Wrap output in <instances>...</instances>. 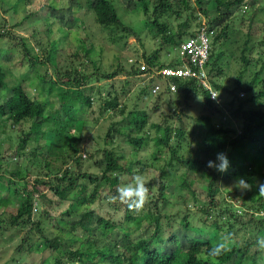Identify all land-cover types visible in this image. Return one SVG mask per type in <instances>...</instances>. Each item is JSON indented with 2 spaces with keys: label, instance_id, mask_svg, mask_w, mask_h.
<instances>
[{
  "label": "trees",
  "instance_id": "1",
  "mask_svg": "<svg viewBox=\"0 0 264 264\" xmlns=\"http://www.w3.org/2000/svg\"><path fill=\"white\" fill-rule=\"evenodd\" d=\"M23 1H26V5L29 7L28 2L31 0ZM149 1L152 6L150 23L161 33V42L155 45L156 48L148 50L147 53L142 50L137 59H132L127 69L121 65L111 72H102L96 65L94 66L91 63L90 72L77 77L68 78V75L63 73L52 80L47 79L46 74L43 75L40 78L44 84L43 89L52 93L58 102V107L51 109L48 113L44 112L43 103L30 97L18 81H13L10 85L6 84L4 70L0 63V126L6 127L9 125L10 129L17 126V129H15L16 134L13 136L16 145L13 148L12 156L14 154L17 157H27L30 160V165H33V168L37 167L33 174L30 171L31 166L22 165L20 161L17 164L14 162L8 170L3 169L1 164L2 155H0V174H7L0 176V189L6 190L7 197L10 199L8 204H11L8 215L5 219L1 218L0 222L3 225L8 224L10 228L22 231V236L16 247L18 251L30 250L33 245L35 251L41 249V247L48 248L51 253H54L51 264H211L206 256L207 250L225 233L234 234V244L232 251L222 257L218 264H258L257 256L261 251L256 246V235L250 231L261 232L264 230V212L261 215L255 214L257 211L264 210V196L259 195L258 187L254 188L252 186L251 190L244 191L236 187L226 188L227 184L223 180L224 178L226 180L231 179L232 182L243 177L249 183H252V177L255 174L264 176V172H259V169L255 168L256 160L246 162L248 154L252 153L264 163V50L262 51L259 68L247 79L241 78L242 71L238 72L231 89L215 80L219 77L221 70L215 68L214 65L223 53L222 51L214 53L216 42L219 38L225 39V31L229 26V22L241 4L245 3V0H215V15L210 18L207 15L203 21L207 29L214 30L210 41V53L204 69L210 87L216 92V95H222L221 93H223L231 97L230 100L222 102L223 104L220 95L219 97L216 96L217 100L212 99L208 90L193 78L164 79L161 75L152 74L162 67H174L181 62L177 57L169 61H161L160 50L164 47L175 48L179 41L187 35H191L201 22L197 12H195L196 7L190 0ZM84 2L86 8L91 11L94 22L100 27L106 28L108 31L118 29L128 34H135L133 30L123 26L111 0H84ZM133 2L139 4L143 14L148 12V4L145 0H134ZM45 3L48 4L45 0L40 9L49 8V5L47 6ZM197 7L201 13H205L200 4ZM29 13L31 12L25 15L29 17ZM47 16L48 14H44L41 18L44 17L43 19L46 20ZM170 16L178 19L174 33L170 31L169 21L164 20V18L168 19ZM71 24L76 28L82 27L81 21ZM15 25L19 26V24ZM194 27L196 28L193 30ZM22 39L20 37L19 42ZM48 43L47 60L53 64L55 41H49ZM244 44L248 45V41ZM20 45H23V48L25 47L24 43ZM81 46L83 54H88L86 47L82 44ZM25 51L28 53L26 49ZM247 62L245 59L244 67ZM32 63L33 60H30L29 64ZM140 63L145 65V69L142 71L139 70ZM119 73L124 74L125 77L127 76L130 81L136 80V78L143 80L147 78L145 83L142 81L143 85L138 90L142 97L150 96L152 85L161 81L158 93L156 92L157 94L155 93L156 95L153 96L156 100L161 98L163 93H166L168 99L179 98L180 94L185 97L199 96L203 98L200 100V104L204 109L194 118L190 130L186 131L181 126L171 128L169 125L163 126L158 123L150 122L147 124L148 114L146 111L133 109L126 113L123 118L125 122L121 127L112 128L109 126L103 135V140L111 141L115 133H121L134 151L141 149L151 130L153 134L150 139L157 148L169 147L168 141L171 136L177 140L173 147H169V156L165 164L160 167L156 194L150 193L149 202L143 210L138 212L130 211L126 204L118 200L117 190L109 184L111 176L107 172L118 173L112 176V180L115 181L116 178L118 179L119 172L134 173L135 175L139 171H143L146 164L144 165L140 160H136L135 163L139 165L137 170L136 168L133 169L134 165L131 161L122 166L117 162L119 156L111 148L102 146L100 151L104 167L101 174L98 176L96 173L88 172L82 169L84 160L80 155L81 134L79 132L76 135L77 137H73L74 139L67 141L64 145L62 144L63 150L60 155L62 160L59 164L50 163L46 158L58 145L54 141L46 143L45 138L47 131L52 133L53 128L49 126L44 129L39 128L44 121L47 122L46 120L55 117V114L59 112H62L71 122L77 120L79 115L77 113L81 112L85 106L90 105L89 92L92 90V86L86 87V85L92 80L111 78ZM59 82L64 86L56 91L54 87ZM169 82L174 84V91L168 89ZM126 84L128 85V81ZM236 89L241 91L243 95H237ZM96 91L98 92V90ZM115 97L104 100V111L116 107ZM169 100L172 101V99ZM234 101L236 102L233 105ZM223 105L228 113L226 115L239 123V131L228 121L225 123L219 121L217 125L213 123V113H221L222 111L225 114ZM116 110L121 111L122 109ZM222 119L224 120L225 116ZM128 123L131 124L132 130L128 128ZM26 124L27 127L24 128L23 126ZM131 131L139 133L140 136H133ZM184 131L187 137H195L196 139L192 142H185L187 146L189 144L194 145V148L188 149L190 153L186 157L178 154L177 151L182 147L181 143L185 138ZM33 133L36 135V144L31 150L23 151V146L28 143ZM53 140L59 142L61 137ZM223 150L227 151L230 160L228 171L220 173L213 168H208L207 162L213 160L215 152ZM234 150L238 152L235 153ZM98 152L99 149L92 151L86 161L97 155ZM176 165H181L184 169L178 186L191 193V201L198 204L197 210L203 216V219L200 218L197 223H193L190 219V213L186 208V200L183 202L186 211L179 218H175L174 215L168 217L160 211L161 203L168 188L165 182V176L167 175L165 168L175 169ZM189 174L206 179L205 197L203 199L196 197L195 191L191 187V179L188 178ZM100 180H103L104 185H108L110 188H107V194L104 196V198L106 196L111 198L108 205L115 210L122 208L123 217L120 221L115 222L109 218L94 215L92 209H82L75 218H68L67 230L70 234H73L78 229L84 236L77 248L65 251L64 248H61L62 238L59 235L48 238L44 234L41 216L43 213L46 215V213L43 212L40 215L37 200L47 204L54 201L62 203L70 200L68 196L75 191L84 195L87 188L93 185L89 188L86 200L87 203H92L98 193L96 183ZM148 187L151 192L152 185L149 181ZM45 189H48L54 195L55 200L45 195ZM233 201L238 203L237 208L241 210L240 213L236 212ZM1 203L0 198V206ZM215 210L217 212L213 216L212 213ZM69 214L70 210L67 208L60 216ZM135 223L137 224L135 227L141 225L140 229L142 231L148 230V235L140 239H130L129 234L135 231L131 224L135 225ZM203 223H206L205 227L210 225L215 229L214 232L210 233L211 235L205 229H203L205 233L202 231H198L196 234L193 233L199 224ZM174 224L180 227L181 233L176 232L173 228ZM57 228L63 230L61 226ZM118 228H123L126 233H123L121 239L116 242L112 237ZM2 229L4 228L0 226V230ZM96 230L100 231L98 237H94ZM34 235H37L36 238L40 240L39 243L34 244Z\"/></svg>",
  "mask_w": 264,
  "mask_h": 264
},
{
  "label": "rangeland",
  "instance_id": "2",
  "mask_svg": "<svg viewBox=\"0 0 264 264\" xmlns=\"http://www.w3.org/2000/svg\"><path fill=\"white\" fill-rule=\"evenodd\" d=\"M44 1L31 0L28 2V7L26 1L23 0H0V35H2L0 38V63L4 70L6 84L10 85L13 81H18L30 97L43 103L45 113H48L53 108H57L58 102L52 93L43 89L44 84L40 79L43 75L46 74L47 79L52 80H55L57 76H61L63 73L67 74L68 78L77 77L78 75L90 72L92 68L91 63L94 66L96 65L102 72H111L121 65L127 69L131 64L130 59H137L142 50H145L147 53L148 50L156 48L155 45L161 42L160 31L150 23L152 19V6L149 0H145L148 4V12L146 14H143L139 4L134 3V0H111L123 26L130 28L135 34H128L118 29L108 31L106 28L100 27L94 22L91 11L86 8L84 0H46L48 4H45L49 5V8L45 10L40 9ZM190 1L196 7L195 12H197L200 22H203L207 15L209 18L215 15V0ZM199 4L205 13L199 11L197 7ZM34 11L37 12L34 13ZM28 12H31L29 13V17L25 15ZM44 14H48L46 20L43 19L44 17L41 18ZM164 20L169 21L170 31L174 33L176 29L175 24L178 22V19L170 16L168 19L164 18ZM78 21H81L82 27L76 28L71 24H75ZM15 24H19V26ZM228 25L225 31V39L219 38L216 42L214 53L216 54L218 51H222L223 53L214 65L215 68L221 70L219 77L215 80L231 89L238 72L242 71L241 78L247 79L260 66L262 51L264 50V0H245V3H242L234 13V17ZM20 37L23 39L19 42L18 39ZM49 41H55L53 64L47 60ZM246 41H248V45L244 44ZM21 43H24V48L22 47L23 45H20ZM81 44L86 47L88 54H83ZM159 56L161 61H169L177 56V52L175 48L164 47L161 48ZM245 59L248 62L244 67L243 63ZM30 60H33L32 64H29ZM146 79L136 78V80L130 81L127 76L125 77L124 74L119 73L111 78L90 81L86 85V87L92 86V90L89 92L90 105L85 106L81 112L77 113L79 114L77 120L71 122L68 117L59 112L55 114V117L46 120L47 122L44 121L40 125V129L47 128V126L53 128L52 133L51 131H47L45 142L54 141L58 145L55 146L46 160L50 163L59 164L62 160L60 156L63 150L62 144L64 145L67 141L74 139L73 137H77L76 135L79 132L81 134L80 155L82 160H84L82 162V169L96 173L99 176L104 167L100 149L102 146H107L119 156L117 157V162L122 166L131 161L134 165L133 169L135 170L136 168L137 170L139 165L135 163L136 160H140L144 165L146 164L144 170L139 171L135 175L134 173L119 172L118 179L116 178L115 181L112 180V176L118 173L108 171L107 174L111 176L109 184L113 186L112 188L117 190L122 184L131 183L134 176L142 175L152 185L150 193L156 194L155 190L160 167L162 164H165L169 156V147H173L177 140L171 136L168 141L169 147L157 148L150 139L153 134L151 130L148 139L145 140L141 149L134 151L121 133H115L111 141L103 140V135L109 126L112 128L121 127L125 122L123 118L126 113L133 109H143L146 111L148 114L147 124L152 122L163 126L169 125L171 128L181 126L187 131L191 129L194 118L202 112L204 107H201V99L198 96L185 97L183 94H180L179 98H169L172 99L170 101L166 93H163L162 97L156 100L153 96L158 92L156 94L150 92V96L142 97L138 93V90L143 85L142 81L145 83ZM126 80L129 86L126 84ZM154 84L160 86L161 81ZM63 86L59 82L54 87V90L59 91ZM236 90L238 95L240 91ZM221 94H219L221 103L230 100L231 97L228 94ZM114 96H116L117 101L116 107L108 108L104 111V100H110ZM215 100H217V97H215ZM120 108L122 109L121 111L116 110ZM223 109H225V114L222 111L221 113H213V123L217 125L219 121H222L221 123L228 121L239 131V123L229 115H226L228 113L225 107ZM223 116H225L226 120L222 119ZM16 127L10 129L9 125L6 127L0 126V155H2L1 164L3 169L8 170L13 166L14 162L17 164L20 161L22 165L31 166L30 160L27 157H17L14 154L12 156L13 148L16 145L13 139V136L16 134ZM23 127L26 128L27 124ZM128 128L132 130L130 123H128ZM131 134L133 136H140L135 131H131ZM35 137L34 133L31 134L30 140L23 146V151L31 150L34 147L36 144ZM57 137H61L59 142L53 140ZM184 137L181 143L182 147L177 151L178 154L186 157L190 153L188 149L194 148V145L189 144L187 146L185 142H192L196 139L195 137H187L186 132ZM96 149H99L97 155L86 161L88 155ZM219 152L227 154L225 150L217 151L213 160H215L216 154ZM234 152L237 153L238 151L234 150ZM253 160L257 162L255 168L263 173V161L256 158L252 153L248 154L246 162H252ZM35 168H33V165L30 167V171L33 174L37 170ZM165 170L167 172L165 182L168 188L161 203V213L166 214L168 217L174 215L175 218H179L186 211L183 204L186 200V208L190 213L191 221L197 223L200 218L203 219L200 211L197 210L198 204L191 201V193L178 186L181 173L184 170L183 167L176 165L175 169L170 170V168L166 167ZM4 174L7 175L6 173ZM4 174L1 173L0 176ZM188 178L191 179V187L194 189L196 197L203 199L205 197L206 179L194 174H189ZM223 181L227 184L226 188L234 187V181L231 184V179L226 180L224 178ZM257 182L264 183V176L255 174L252 177L251 183L254 188L258 187ZM96 184L98 193L92 203H87L86 200L89 188L93 185L87 188L84 195L75 191L68 196L70 200L62 203L54 201L47 204L37 200L40 215L43 212L46 213V215L43 213L41 216L44 234L48 238H51L53 235H59L62 238L61 248H64L65 251L77 248L84 236L78 229L73 234H70L67 230L68 218H75L82 209H92L94 215L109 218L115 222L120 221L123 217L122 208L118 210L111 208L108 205L111 198H108V196L104 198L107 194V188H109L108 185L105 186L103 180H100ZM45 195L55 200L54 195L48 189H45ZM225 197L227 196L225 195ZM0 198L2 200L0 219H5L8 215V209L11 207V204H8L10 199L7 197L5 189H0ZM233 202L236 212L240 213L241 210L237 208L238 203L236 201ZM5 206L6 208L4 209ZM67 208H69L70 214L60 216ZM216 212L215 210L212 215L215 216ZM263 212L264 210L262 209L255 214L261 215ZM206 223L199 224L193 233L196 234L198 231L204 232L203 229L205 231L208 230V234L214 232L215 229L210 225H206L205 227ZM0 224L4 228L0 230V263L51 264L54 253H51L50 249L40 246L41 249L35 251L33 245L30 250L24 249L23 251H18L16 247L22 236V231L8 227V224L3 225L1 222ZM131 225L135 231L129 234L130 239H140L148 235V230L142 231L140 229L141 225L138 227H135L136 223L135 225ZM58 226H61L63 230H59ZM173 228L177 233H181L178 225L174 224ZM250 232L254 233L256 238L264 236V230L261 232L251 230ZM123 233H126V231L123 228H118L117 232H114V235L112 234L113 240L118 242ZM99 235L100 231L96 230L94 237H98ZM36 236H33L34 244L40 241ZM165 244L167 245V243ZM257 259L258 264H264V252L261 251Z\"/></svg>",
  "mask_w": 264,
  "mask_h": 264
},
{
  "label": "clouds",
  "instance_id": "3",
  "mask_svg": "<svg viewBox=\"0 0 264 264\" xmlns=\"http://www.w3.org/2000/svg\"><path fill=\"white\" fill-rule=\"evenodd\" d=\"M217 95H212L215 98ZM199 99L200 98L198 96ZM208 168H213L220 173H225L230 167V160L226 153L219 152L216 154L215 160L207 162ZM252 184L245 180L243 177L234 181V187L244 190H251ZM259 188V195L264 196V183L257 182ZM117 198L120 202L127 205L128 209L133 212L143 210L145 205L149 202L150 189L148 182L142 175H136L131 183L122 184L117 189ZM234 244V234L225 233L219 240L207 250L206 256L209 258L211 264H218V262L232 251ZM257 248L264 252V236H258L256 239Z\"/></svg>",
  "mask_w": 264,
  "mask_h": 264
},
{
  "label": "built area",
  "instance_id": "4",
  "mask_svg": "<svg viewBox=\"0 0 264 264\" xmlns=\"http://www.w3.org/2000/svg\"><path fill=\"white\" fill-rule=\"evenodd\" d=\"M214 30L207 29L204 22L192 32L191 35H187L179 41L175 46L177 52V59L180 60L179 64L174 67H162L152 74L161 75L164 79L179 78L190 79L193 78L203 88L207 89L211 98L212 95H216V92L210 87L207 79V75L204 69V65L207 62L208 55L210 53V41ZM129 61L132 62V59ZM145 69V65L140 63L139 70ZM160 89L158 84H153L150 88V92L155 94ZM168 89L170 91L175 90L173 83H168ZM242 96V92L238 93Z\"/></svg>",
  "mask_w": 264,
  "mask_h": 264
}]
</instances>
